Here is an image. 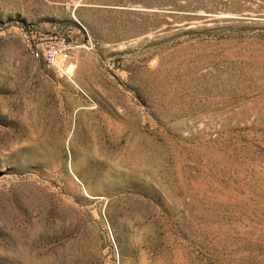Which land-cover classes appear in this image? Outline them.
<instances>
[{
    "label": "rangeland",
    "instance_id": "obj_1",
    "mask_svg": "<svg viewBox=\"0 0 264 264\" xmlns=\"http://www.w3.org/2000/svg\"><path fill=\"white\" fill-rule=\"evenodd\" d=\"M0 264H264V0H0Z\"/></svg>",
    "mask_w": 264,
    "mask_h": 264
},
{
    "label": "built area",
    "instance_id": "obj_2",
    "mask_svg": "<svg viewBox=\"0 0 264 264\" xmlns=\"http://www.w3.org/2000/svg\"><path fill=\"white\" fill-rule=\"evenodd\" d=\"M68 51L67 47L60 46L56 41H48L35 48L32 53L34 56L42 58L45 63L56 64L58 59L63 60L67 57Z\"/></svg>",
    "mask_w": 264,
    "mask_h": 264
},
{
    "label": "bare ground",
    "instance_id": "obj_3",
    "mask_svg": "<svg viewBox=\"0 0 264 264\" xmlns=\"http://www.w3.org/2000/svg\"><path fill=\"white\" fill-rule=\"evenodd\" d=\"M59 61H60V59L57 60V62L59 63L58 66H59L60 69H62V68H63V65L61 66V63H62V62H59ZM61 61H62V60H61ZM64 73H66V72H64ZM66 75H67L69 78L72 77V76H70L68 73H66ZM72 78H73V77H72ZM71 80H72V79H71ZM72 81L76 84V82H75L74 80H72ZM76 85L78 86V84H76ZM78 87H79V86H78Z\"/></svg>",
    "mask_w": 264,
    "mask_h": 264
}]
</instances>
